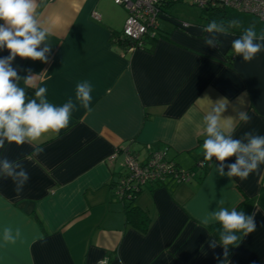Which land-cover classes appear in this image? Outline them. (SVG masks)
I'll return each mask as SVG.
<instances>
[{
    "label": "crops",
    "instance_id": "crops-1",
    "mask_svg": "<svg viewBox=\"0 0 264 264\" xmlns=\"http://www.w3.org/2000/svg\"><path fill=\"white\" fill-rule=\"evenodd\" d=\"M37 12L50 31L40 45L50 46L47 63L17 56L11 66L22 78L42 73L38 86L46 87L48 101L73 99L75 108L59 136L0 148V161L30 176L17 196V183L0 171V237L4 227L14 236L19 231L15 243L0 239V264H264V165L243 180L219 176L220 162L204 160L202 148L203 117L221 98L228 101L222 120L236 118L234 138L253 130L264 135V50L250 62L235 55L230 64L233 34L206 33V23L181 28L177 21L185 20L172 14L177 21L161 18L171 24H160L166 37L152 49L128 50L113 40L127 17L113 0H38ZM250 24L257 34L264 29V22ZM212 38L215 47L204 42ZM8 55L0 49V58ZM81 81L91 83V111L75 100ZM25 92L34 98L35 88ZM241 111L251 118L246 124ZM38 148L44 152L35 155ZM122 149L141 160L166 149L168 159L194 173L179 184L144 186L133 205L148 214L146 231L127 223L129 203L114 196L127 171ZM235 159L224 162L225 173ZM221 202L255 213L256 230L238 233L227 256L219 244L209 246L219 241V224H201Z\"/></svg>",
    "mask_w": 264,
    "mask_h": 264
},
{
    "label": "clouds",
    "instance_id": "clouds-1",
    "mask_svg": "<svg viewBox=\"0 0 264 264\" xmlns=\"http://www.w3.org/2000/svg\"><path fill=\"white\" fill-rule=\"evenodd\" d=\"M38 0H0V49H7L9 55L0 58V148L5 142L15 143L18 146L34 142L47 134L59 133L68 128L75 105L73 99L60 106L50 103L46 97V87L38 86L41 74H30L20 77L11 62L19 56L21 59L39 60L47 63L46 53L50 52V46L40 49V45L46 41L50 31L42 28L38 19ZM230 26H239V21L231 20ZM206 33H220L228 35V29L216 20L210 21L202 29ZM205 44L215 47L214 38L205 39ZM232 51L236 56L242 57L243 62L252 61L256 55L264 50V34L257 35L255 26H249L231 43ZM39 49V50H38ZM30 71V70H29ZM23 79L24 87L20 86ZM25 87L35 88V96L32 99L26 97ZM92 86L88 81L78 82L75 90V100L83 108L91 111L90 103ZM242 101V100H241ZM215 107L203 117L204 160L212 161L215 157L220 162L215 173L229 178L238 177L246 179L251 173L259 172L264 165V135L255 131H247L242 138H234L236 118L227 117L222 120L221 114L226 111L227 98L217 100ZM247 112H238V120L243 123L250 121ZM44 152L43 148L35 150V155ZM235 156V163L227 165L228 171L224 172V162ZM16 168H21L16 171ZM0 171L5 178L11 177L17 187L14 189L17 196L22 192V185L30 176L20 165L13 167V163L4 159L0 161ZM219 224V241H209L211 248L222 246L227 256L229 246L237 245L243 236L256 230L255 213L246 215L237 207H227L221 202L217 209L208 212L201 220L205 227L210 224ZM19 231L13 235L11 227H4L2 237L5 244L15 243Z\"/></svg>",
    "mask_w": 264,
    "mask_h": 264
},
{
    "label": "built area",
    "instance_id": "built-area-1",
    "mask_svg": "<svg viewBox=\"0 0 264 264\" xmlns=\"http://www.w3.org/2000/svg\"><path fill=\"white\" fill-rule=\"evenodd\" d=\"M121 5L127 12V17L122 31V36L138 42L148 34H157L160 27L159 20L168 17L165 9L170 4L184 2L185 0H113ZM187 3L200 9L221 5L242 13L252 14L259 21L264 22V0H187ZM98 19L97 14H93ZM179 27L187 28L190 24L186 21H177ZM134 47H129L132 50ZM126 173L116 181L115 195L124 201L130 196L136 195L141 188L148 184L165 183L171 181L181 183L190 181L194 173L191 170H183L173 160L168 159L166 149L150 151L147 158L141 160L130 153L128 149H122ZM120 152V151H119ZM118 156V151L112 154L111 159ZM206 162H198L199 167H205ZM94 264H108V259H102Z\"/></svg>",
    "mask_w": 264,
    "mask_h": 264
},
{
    "label": "trees",
    "instance_id": "trees-1",
    "mask_svg": "<svg viewBox=\"0 0 264 264\" xmlns=\"http://www.w3.org/2000/svg\"><path fill=\"white\" fill-rule=\"evenodd\" d=\"M174 4H177V3H174ZM174 4H170L167 9L171 8ZM202 12L207 14L206 19L208 22H210L212 20H216L217 23L223 24L224 27H226L228 29V32L233 34L234 39L238 38L244 32V30L247 29L246 27L243 26V23L240 20L232 18L228 14L227 8H225L221 5H216L213 7L204 8V9H202ZM166 13L168 15V17H167L168 19L170 18L174 21H177V19H175L172 15H170L171 14L170 12L166 11ZM231 20L239 21V26H235V27L230 26L228 22ZM261 34H264V29H262V32L260 34H257V35L259 36ZM158 36L166 37L165 31L162 30L160 27H159L156 35H154V36H152L151 34L145 35L139 41V43L131 41V40L123 37L122 32L115 34L113 37V40L117 44L121 45L122 47H124L126 49H128L129 47H141V48L152 49L154 47L156 40L158 39ZM231 49H232V47H231ZM234 56H235V54L228 55L230 64H232ZM115 184H116V182L114 183V187H115ZM143 188H141L136 195L130 196L129 200H127V201H124V199H120V198H118V196L115 195V188H114V196H115V198H117V200H120L123 203H129L128 205L125 206V216H126L127 223L134 225L135 227H137L141 231H146L148 228V225H149V221H150L149 216L142 208H140L139 206L133 205V203L136 199V196L140 192H142Z\"/></svg>",
    "mask_w": 264,
    "mask_h": 264
},
{
    "label": "rangeland",
    "instance_id": "rangeland-1",
    "mask_svg": "<svg viewBox=\"0 0 264 264\" xmlns=\"http://www.w3.org/2000/svg\"><path fill=\"white\" fill-rule=\"evenodd\" d=\"M169 9H165V11H168ZM171 14L181 20H185L187 22H190L191 24H198V23H209L206 19L207 14L202 12V9L198 8L195 5H192L191 3H187V0L184 2H179L177 4H174L172 9L169 11ZM228 14L237 20H240L243 23V26L248 28L249 26H252L253 24H250L252 21H255L256 23L260 24V21L257 17H255L252 14L248 13H242L238 12L236 10L227 8ZM202 15V16H201ZM159 23L163 25L171 24L168 21H164L163 19L159 20ZM255 29L258 25H254Z\"/></svg>",
    "mask_w": 264,
    "mask_h": 264
}]
</instances>
